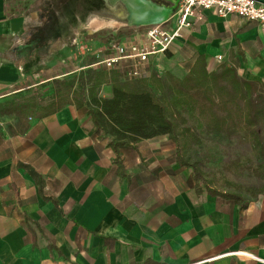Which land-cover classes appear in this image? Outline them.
Segmentation results:
<instances>
[{"label": "crops", "instance_id": "obj_1", "mask_svg": "<svg viewBox=\"0 0 264 264\" xmlns=\"http://www.w3.org/2000/svg\"><path fill=\"white\" fill-rule=\"evenodd\" d=\"M56 1L0 0V264H264V197L242 208L198 196L192 170L178 165L167 136L140 142L138 151L120 149L128 175L121 178L109 140L85 110L68 105L29 120L8 111L77 71L61 70L60 52L87 34L56 19ZM178 1L170 15L143 24L174 26ZM93 13L92 25L103 19ZM202 15L154 58L158 69L183 78L202 56L210 71L236 63L240 75L264 84V28L214 10ZM148 28L130 30L123 43L140 42ZM37 174L64 216L40 196ZM32 222L43 232L36 246Z\"/></svg>", "mask_w": 264, "mask_h": 264}, {"label": "trees", "instance_id": "obj_2", "mask_svg": "<svg viewBox=\"0 0 264 264\" xmlns=\"http://www.w3.org/2000/svg\"><path fill=\"white\" fill-rule=\"evenodd\" d=\"M94 64V63H93ZM53 82L52 93L45 95V86L30 96L16 100L8 111L25 120L45 118L68 105L85 110L97 132L109 140L114 152L113 163L121 178L128 177L120 149L135 151L144 140L167 136L176 147V162L193 172L198 196L207 193L245 208L252 200L241 193L218 190L211 186L206 169L221 161V169L253 183L237 186L246 189L253 199L264 197V84L248 80L239 73L236 63H222L210 71L198 56L185 77L152 69L147 77L129 79L122 72L90 67ZM109 86L111 96L101 95ZM224 145V146H223ZM203 149L202 157L192 161L187 147ZM246 148L250 154L236 152L235 158L221 160L216 148ZM215 153V154H214ZM229 155L228 151L222 154ZM39 194L51 202L64 216L56 197L45 193V180L37 174ZM235 186L234 182L227 181ZM27 222L30 220L27 219ZM34 223V222H32ZM30 227L37 245L36 224ZM50 248H53L50 245Z\"/></svg>", "mask_w": 264, "mask_h": 264}, {"label": "rangeland", "instance_id": "obj_3", "mask_svg": "<svg viewBox=\"0 0 264 264\" xmlns=\"http://www.w3.org/2000/svg\"><path fill=\"white\" fill-rule=\"evenodd\" d=\"M141 1L142 7L146 6H157V7H165L167 9V15H170V11L173 7L172 0H137ZM57 6L55 7V16L56 19L61 18V20L69 21V24H72L75 29L74 32L86 33L87 35H80L82 37V41L80 44L62 46L61 49V70L65 68H76V73H79L81 70L87 69L89 64H95L98 61H101L105 58H108L115 54L116 49L125 43L124 39L129 36L130 30L136 29L138 32H141L148 28V25L143 23L131 22L129 20L130 15V7L133 10L137 8L136 0H57ZM133 6V7H132ZM141 8V6H140ZM92 10L93 19L103 18L101 20L98 19V23L93 22V25L90 24L88 19L90 18V11ZM57 12V13H56ZM108 18V20H107ZM87 25V26H85ZM84 26V27H83ZM68 27V26H67ZM81 27V30H80ZM69 28V27H68ZM80 31V32H79ZM91 34V35H90ZM142 34V33H141ZM92 36V40L90 43L86 42L84 38L88 36ZM160 57V56H157ZM155 58V57H154ZM152 69H158L159 63L156 62L155 59H152ZM91 67V65H90ZM160 73H164L166 71L162 69H158ZM53 82L44 85L45 90L44 94L48 95L53 91ZM111 93V89L109 86L102 87L101 95L108 96ZM0 104V123L5 122L3 119V111H1ZM224 146V145H223ZM185 154L192 161H195L202 157L203 149L198 147H187ZM218 151L220 154L221 160H226L231 158H235L236 152H246L250 154L246 148H216L215 152ZM228 151L229 155L222 154V152ZM215 154V153H214ZM221 161L212 162V166L206 169L207 176L209 180H211V186L223 191L237 192L241 193L244 198L252 199V196L249 194L246 189L237 188V186H242L246 184L253 183V181L246 178L247 172L245 171V177H235L232 174L227 172L221 173V169H217ZM235 183V186L229 185L227 181Z\"/></svg>", "mask_w": 264, "mask_h": 264}, {"label": "built area", "instance_id": "obj_4", "mask_svg": "<svg viewBox=\"0 0 264 264\" xmlns=\"http://www.w3.org/2000/svg\"><path fill=\"white\" fill-rule=\"evenodd\" d=\"M207 10H214L222 18L236 15L264 28V5L254 0H179L174 26L165 27L169 20L150 26L140 42L120 45L114 55L91 67L114 69L129 79L147 77L152 71V58L169 52L182 39L183 31L191 29L194 21L203 20L202 12ZM222 59L218 57L220 63Z\"/></svg>", "mask_w": 264, "mask_h": 264}, {"label": "bare ground", "instance_id": "obj_5", "mask_svg": "<svg viewBox=\"0 0 264 264\" xmlns=\"http://www.w3.org/2000/svg\"><path fill=\"white\" fill-rule=\"evenodd\" d=\"M136 2L138 5L136 10H133L130 7L131 13L129 15V20L131 22H136V23L155 22L157 20L163 19L168 12L165 7H157V6H153V5L142 7L143 5H142L141 1L136 0ZM140 6H141V8H140Z\"/></svg>", "mask_w": 264, "mask_h": 264}, {"label": "water", "instance_id": "obj_6", "mask_svg": "<svg viewBox=\"0 0 264 264\" xmlns=\"http://www.w3.org/2000/svg\"><path fill=\"white\" fill-rule=\"evenodd\" d=\"M256 1L257 3H260V4H263L264 5V0H254Z\"/></svg>", "mask_w": 264, "mask_h": 264}]
</instances>
